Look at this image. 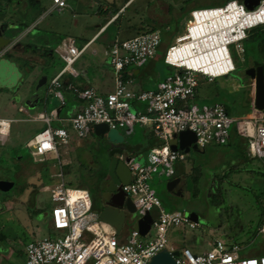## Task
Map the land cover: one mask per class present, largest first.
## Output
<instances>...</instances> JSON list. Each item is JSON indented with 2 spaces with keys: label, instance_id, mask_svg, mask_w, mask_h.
I'll list each match as a JSON object with an SVG mask.
<instances>
[{
  "label": "built area",
  "instance_id": "1",
  "mask_svg": "<svg viewBox=\"0 0 264 264\" xmlns=\"http://www.w3.org/2000/svg\"><path fill=\"white\" fill-rule=\"evenodd\" d=\"M53 5L61 9L65 2L53 0ZM206 9L220 10L223 14L234 11L239 19H248L232 39L226 40L224 46L228 53L221 60V66L208 71L204 69L203 63L186 65L174 58L175 49L183 42L182 37L194 29V14ZM206 9L192 10L185 24V32L175 37L174 44L166 48L163 62L174 71L155 90L133 91L128 70L141 67L155 57L161 42L158 30L142 32L128 40H116L109 46L106 55L114 73L112 92L101 95L91 87L66 84V89L83 101L80 110L69 119V128L77 139H86L93 132L94 125L106 124L109 128L122 129L126 134H130L135 125L149 127L158 141V145L149 151L152 164H140L133 157L127 162L130 179L122 187L133 201L137 218L150 214L152 223L149 231L140 236L132 227L128 231L127 240L119 242L114 228L101 222L92 210L88 192L66 187L60 169L54 175V184L49 187L53 236H43L26 243L24 264H148L158 252L169 250L170 230L199 228V223L192 221L184 209L164 210L160 199L148 184L157 167L160 166L162 172L170 177L175 162L185 159L183 151H172L169 147L175 133L185 130L193 132L197 148L202 149L211 143L225 145L233 124L237 134L246 139L248 154L264 159V113L255 108L254 83L251 87V111L240 119L231 118L220 103L202 107L189 103L200 78L211 83L234 71L229 46L234 45L235 50L242 53L241 42L246 38L247 31L264 25V0H259L252 10L237 0ZM84 48L78 49L74 41L69 39L55 49L63 67L51 79L50 92L62 104L61 76L64 73L75 74L73 65ZM214 49L213 44L207 47V50ZM211 62L214 64L219 60L215 58ZM132 102L143 103V112L134 111ZM52 116L53 113L37 116L48 126L34 135L28 144L33 157L55 153L58 145L68 141L67 129L49 126ZM10 123L11 120L0 117V136L7 134ZM257 232L264 236V225ZM177 251L178 255L173 257L174 264H264V255L241 256L238 244L219 238H214L210 247L201 253H194L185 247Z\"/></svg>",
  "mask_w": 264,
  "mask_h": 264
},
{
  "label": "rangeland",
  "instance_id": "2",
  "mask_svg": "<svg viewBox=\"0 0 264 264\" xmlns=\"http://www.w3.org/2000/svg\"><path fill=\"white\" fill-rule=\"evenodd\" d=\"M104 1L66 0L63 12L57 14L51 10L52 0H13L11 4L6 0H0V6L6 7L4 12H0V20L2 23L4 21L15 23L17 21V23L22 22L27 25L30 22L35 23L36 28L21 43L30 41V37L37 33L38 44H43L45 40H51L57 36H69L74 38L77 45H80L83 41L82 30L84 27L95 25L101 21L100 15H96L93 11L100 10ZM125 1L108 0V11L120 9ZM219 5V0H130L119 11L120 17L112 28L118 32L119 41H123L151 30L149 29L150 25L159 20L163 21L165 25L161 26V33L164 46L167 47L174 44L177 35L185 32V24L190 19L192 10L213 8ZM18 26L19 30L16 34L26 32V29H23L20 24ZM252 32L256 34L253 45L241 42L242 46L245 43L247 49L245 53H238L234 45L229 46L235 70L224 77L215 79V82L210 85L199 79L201 85L198 88V96L193 97L190 104L202 107L218 102L233 119L249 115L251 111L249 96L254 82L244 72L248 67H254L253 62L255 61L261 60L264 63V53L261 58L259 52V45L264 40V25L253 29ZM9 37L13 39L15 34ZM163 55L164 50L159 49L153 60H147L144 63L145 67L151 69L152 74L144 76L138 82L139 86L150 89L156 81H165L173 73L174 70L163 62ZM53 59L57 61L56 56ZM20 62V69L25 73L24 76L28 77V64L26 66L23 61ZM3 72L0 71V73ZM5 72L7 73V71ZM204 90L208 92L207 96L203 95L202 91ZM3 104V101H0V108ZM24 125H29V123H14L12 128ZM232 129H234L233 124L230 126V131ZM120 133L129 148L135 147V151L138 152L137 157L141 158L139 159L141 163L146 161L147 164H152L148 142L138 126H135L129 135L123 130ZM90 139L88 154L94 162H97L102 157L99 150L100 142L92 134ZM70 144L59 147V150L62 152L64 149H70ZM69 152H71L72 158L77 156V160L82 157V151L77 154ZM16 153L18 157L21 156L23 160L29 162L27 149L23 148ZM240 156L232 146L209 145L203 152L190 150L185 159L179 161L185 171L183 177L185 193L182 197L173 198L167 192L166 184L170 177L162 172L160 166L151 174L148 184L160 198L165 210L184 209L186 212H195L200 216L199 225H202V228L205 227L203 220L207 211H214L215 202L220 201V207L227 211V213L223 212L227 218L225 219L223 216L222 224L229 227L231 223L237 222L240 225V229L233 231V238L235 243L241 247V256H261L264 255V236L258 234L257 230L260 224L264 223V159L252 158L241 161L242 157ZM11 165L6 161L3 162V166L7 167V170L2 171L6 177H9L17 168ZM86 166L87 164L82 162L80 167L75 165L73 168H64V185L70 188L81 187L87 181L82 175ZM2 172H0L1 175H3ZM30 182V178L22 177V180L16 181L14 187L9 191H0V233L6 238L0 239V264H21V256H17L14 249L27 243L33 230L35 234L39 235L37 238L49 236L46 229L47 213L52 208L49 193L39 191L36 195V202L33 204L29 197V189L26 187ZM35 183L38 187L49 184V175L45 172L41 173ZM206 187L211 189V192L206 193L204 191ZM88 192L91 197L92 192ZM210 220L211 223L216 222L215 218H210ZM132 226V222L126 221L123 231H130ZM207 248L206 241H204L200 246V251Z\"/></svg>",
  "mask_w": 264,
  "mask_h": 264
},
{
  "label": "crops",
  "instance_id": "3",
  "mask_svg": "<svg viewBox=\"0 0 264 264\" xmlns=\"http://www.w3.org/2000/svg\"><path fill=\"white\" fill-rule=\"evenodd\" d=\"M64 2H65V6L62 7L61 9H58L53 5V0H52L51 10L56 12L57 14L62 13L64 8L66 7V0H64ZM97 2L100 4L99 1ZM129 2L130 0H126L120 9L112 13V11H108V0H105L103 7L100 6L101 8L100 10L98 9L96 11H93V13H95L96 15H100L101 21L99 23H96L95 25H91V26L87 25L84 27V29L82 30L83 41L81 42L80 45H77L74 38H71L69 36L68 37L57 36L55 38H52L51 40H45L43 44H38L37 33H35L33 36L30 37L31 39L30 41L26 43L25 42L21 43V41L26 36H28L33 29L36 28L35 23L30 22V24H28L27 27L23 28L26 29L25 33L20 34L19 32L16 34V32L19 30L18 25L20 23H17V21L16 23L15 22L2 23L0 20L2 36L4 38L10 39L11 41L7 47L3 48L0 51V71H4L3 73H0V101H3L4 103L3 106H1L0 108V117L11 120L7 134L5 136H0V169H1L0 172L7 170V167L3 166L4 161L12 165L13 163L19 161L18 163L19 167L15 168L9 177H6L5 173L3 172H2L3 175L0 174V181L12 183L11 187L7 191H9L11 188L14 187L16 181L22 180V177H28L30 178L31 182L29 186L26 187L29 189V193H30L29 197L31 198V201L33 202V204H35L36 195L39 191H46L49 193V187H51L54 184L55 182L54 175L58 170L61 169L63 173L64 168L67 167L73 168L75 165L76 167H80L81 163L84 162L87 164L84 171H88L94 169L95 167H98V165H100L99 161L105 159V161L108 162V160L110 159L107 150L109 151L114 146L107 143L104 139H100L96 137L92 132L91 134L97 138L100 144L101 142H103L102 144L105 147L104 153L101 155L102 158L98 159L97 162H94V160L91 159V157L89 156L88 154L89 151L87 150L91 143V139H90L91 134L86 139H77L74 133L70 130L69 119L76 112L80 110V108L83 105V101L75 97L70 91L66 89L65 86L66 84L70 83L80 87H91L101 95H106L113 91L114 73L109 64L106 52L109 46L114 41L119 40L118 32L114 31L112 26L116 23V21L120 17L119 11L122 10V8ZM162 25H165L164 22L159 20L157 23L150 25L149 29L158 30L160 32L161 42L158 50L161 49L164 50L165 52L166 48L170 45H168L167 47L164 46L162 33H161ZM12 34H15V37H13V39L9 37ZM69 39H72L74 41V44L78 49L83 47L85 48L82 54L78 57V59L73 65L75 74L64 73L61 76L62 86L64 85L61 88V96L63 100V104H62L59 98L51 94L50 81L63 67V62L55 53V49L56 47L61 46L63 43L67 42V40ZM54 56L57 57V61H54L53 59ZM20 61H23V64L26 66L28 64L29 66L27 68L28 77H25L24 76L25 73H23L22 69H20V65H19V63H21ZM5 71H7L8 74ZM151 72H152L151 69L149 67H145L144 65L138 68L133 67L129 69L128 74H129V78L132 81V85L130 88L136 92L155 90L158 84L162 83L163 81H156L154 83V86L150 89H145L138 85V82L144 76L152 74ZM202 80L207 85L213 84L215 82L214 80L213 82L208 83L204 79ZM199 85H201V83ZM199 85L196 88L193 97L198 96ZM202 93L204 96L208 95V92L205 90L202 91ZM249 97H251V92ZM214 103H218V102H214ZM209 105H203V106H209ZM131 107L134 111H138V112H143L144 110L143 103L132 102ZM20 108H22L21 111L19 110ZM51 113H53V116L49 121V126L51 128L62 127L67 129L69 131L68 141L66 144L58 145L55 153H47L44 157H40V158L33 157L31 154V148L28 146V144L31 141V139L34 137V135L46 129L48 126L47 123H45L44 121L37 119V116L41 114L45 116H49ZM14 123L16 124L29 123V125H24L21 127L14 126L13 129L12 124ZM135 126H138V128H140L143 131V135L146 138V141L148 142L149 151L151 148L156 147L158 145V141L154 137L149 127H145L141 125H135ZM121 130L122 129H119L120 132ZM69 144L71 145L70 149H64L62 152L59 150V147L67 146ZM209 145L228 146V147L232 146L235 152L237 153V155L238 154L241 155L240 156L242 157L241 161H246L254 158L248 154L246 139L238 135L236 130H235V134H231V133L229 134V138L225 145H217L211 143L208 144L207 146ZM207 146H205L202 149L197 148L196 151L200 150L201 152H203ZM126 147L130 152V154L133 156V159L135 161L139 162L140 164H147L146 161L141 163V161L139 160L141 158L137 157L138 152L135 151V147L132 146L129 148V146L127 145ZM23 148L29 151V159H30L29 162L28 160H23L22 162L23 158L21 156L18 157V155H16L17 154L16 152L22 150ZM69 151L75 152L76 154L77 152L82 151L81 152L82 157L79 160H77V156L72 158L70 155L71 152ZM43 172L49 175L50 183L38 187L35 182L40 178V175ZM177 173H179V175H177ZM184 174H185L184 167L181 166V163L179 161L175 162L173 167V175L170 176V180L178 179V182L170 191L166 189L167 192L173 198L182 197L185 193L184 182H183ZM77 188L86 190L88 192L87 188L84 185ZM204 191L208 193L211 192V189L206 187ZM2 192H6V191H2ZM88 194L90 197L89 192ZM96 194H95L96 197H98L99 196L98 192H96ZM49 197H50V193H49ZM90 200L92 203L91 197ZM5 202L8 201L5 200ZM215 206L216 207H213L214 211L212 210L210 212L209 210L204 216L205 217L204 218L205 221L203 220V224L205 225L204 228H202V225H200V227L195 230H187L182 228L170 230L168 234L169 250L174 251L185 247L190 249L194 253H201L206 251L210 247L211 241L214 238H219L227 242L235 243L233 238L234 234L232 231L234 229V226H231V228H229L222 224L223 216H225L223 212L227 213V211H225V209L223 210V207H220L221 205L219 204ZM93 211L95 212V210ZM169 211H175V210H169ZM50 212L47 213L48 223L46 225V229L49 232L48 233L49 236L53 235V231L51 229V224H50ZM197 215L200 220L199 214ZM210 218H215L216 222L211 223ZM226 218L227 217L225 216V219ZM235 223L237 222L231 224L234 225ZM38 236L39 235L35 234L33 230L31 232V237L28 241H33L35 239H38L37 238ZM117 237L119 242H125L128 238V230L123 231L122 229V231ZM204 241H206V245L208 246V248L206 250L200 251V246ZM25 245L26 243L23 244L21 247H16L14 249L15 254L17 256H21L22 259L21 264H23L25 259V253H24Z\"/></svg>",
  "mask_w": 264,
  "mask_h": 264
},
{
  "label": "water",
  "instance_id": "4",
  "mask_svg": "<svg viewBox=\"0 0 264 264\" xmlns=\"http://www.w3.org/2000/svg\"><path fill=\"white\" fill-rule=\"evenodd\" d=\"M259 0H244L247 9L252 10ZM10 39L2 36L0 27V51L10 44ZM250 80L254 82V105L262 111L264 109V77L262 67H248L244 72ZM93 134L104 139L107 143L114 146L108 151L110 159L105 163L108 185L104 190V199L100 201L95 211L98 219L114 228L115 234L119 235L125 226L126 221L133 223V228L138 231L140 236H144L150 229L152 218L149 213L137 218L133 201L122 190L130 179V171L127 162L133 157L128 151L124 137L117 128H109L106 124H96L93 126ZM195 135L189 130L181 131L172 135L169 147L172 151H183L188 153L190 150H197ZM117 146V147H116ZM178 179L170 180L166 184V189L170 191ZM12 183L0 181V190L7 191ZM187 216L194 222H200L199 217L194 212H187ZM178 251L162 250L154 255L148 264H174V256Z\"/></svg>",
  "mask_w": 264,
  "mask_h": 264
},
{
  "label": "bare ground",
  "instance_id": "5",
  "mask_svg": "<svg viewBox=\"0 0 264 264\" xmlns=\"http://www.w3.org/2000/svg\"><path fill=\"white\" fill-rule=\"evenodd\" d=\"M194 29L182 37L183 42L174 52V58L182 64L195 65L203 63L204 69L213 70L221 66L222 59L228 53L224 46L226 40L232 39L248 19H239L236 12L223 14L220 10L206 9L194 14ZM214 45V51L207 47ZM218 58V63H212L211 59Z\"/></svg>",
  "mask_w": 264,
  "mask_h": 264
},
{
  "label": "trees",
  "instance_id": "6",
  "mask_svg": "<svg viewBox=\"0 0 264 264\" xmlns=\"http://www.w3.org/2000/svg\"><path fill=\"white\" fill-rule=\"evenodd\" d=\"M12 1L13 0H6V2L7 3H12ZM228 1H231V0H219V3H220V5L219 6H222V5H224L226 2H228ZM238 2H241V3H244V0H237ZM4 10H5V6L3 5V6H0V12H4ZM117 10H114V11H112V13L113 12H116ZM4 22H6V21H4ZM20 25L22 26V28H25V27H27V24L26 23H20ZM260 26H262V25H260ZM257 27H259V26H256V27H254V28H252V29H249L248 31H247V35H246V38L243 40L246 44H251V45H253V43H254V41H255V38H256V34L255 33H253L252 32V30L253 29H255V28H257ZM148 31H152V30H148ZM148 31H145V32H148ZM245 43H244V47H243V52L245 53L246 52V48H245ZM259 47H260V49H259V52H260V54H261V58L263 57V53H264V40L260 43V45H259ZM242 52V53H243ZM253 66L254 67H256V66H261L262 67V73H263V77H264V63L260 60V61H255V62H253ZM234 70H235V66H234ZM64 86V85H63ZM62 86V87H63ZM66 87V86H65ZM225 109V108H224ZM226 110V109H225ZM227 112V111H226ZM263 113H264V109H263ZM235 134V128L234 129H232L230 132H229V134ZM100 151H101V155L104 153V150H105V147L103 146V144H100V149H99ZM102 158V157H101ZM100 158V159H101ZM22 162H23V159H22ZM100 162V165L98 166L99 167V174H100V176L102 177L105 173H106V166H105V163H106V161H105V159L104 160H101V161H99ZM19 161L18 162H15V163H13V166H16V167H19ZM96 192L95 193H92V196H91V199H92V209L93 210H97V208H98V201H99V196L98 197H96ZM95 195V196H94ZM98 195H99V192H98ZM157 196V195H156ZM158 197V196H157ZM159 198V197H158ZM160 199V198H159ZM161 201V200H160ZM162 203V202H161ZM216 204L215 205H220L221 203H220V201H216L215 202ZM261 225H264V223L262 222L261 224H260V226ZM259 226V227H260ZM258 227V228H259ZM1 238H3V239H6L5 238V236L2 234V233H0V239Z\"/></svg>",
  "mask_w": 264,
  "mask_h": 264
},
{
  "label": "flooded vegetation",
  "instance_id": "7",
  "mask_svg": "<svg viewBox=\"0 0 264 264\" xmlns=\"http://www.w3.org/2000/svg\"><path fill=\"white\" fill-rule=\"evenodd\" d=\"M102 143L103 142H101V144ZM98 172L99 167H95L92 170H88L82 173V175L87 179V181L82 185L86 186L88 188L87 190L91 191L92 193L99 192L98 206H100V201L104 199V196H106V194L104 195V190L108 185V177L106 173L101 177ZM228 224L230 223L228 222ZM231 226H234V229L232 231L240 229V225L238 223H235L234 225L230 224L229 228H231Z\"/></svg>",
  "mask_w": 264,
  "mask_h": 264
}]
</instances>
